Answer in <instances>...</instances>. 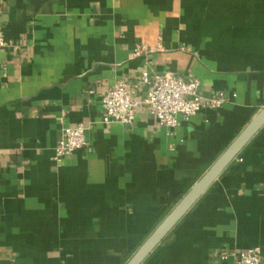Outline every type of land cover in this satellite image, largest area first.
<instances>
[{
	"label": "crops",
	"instance_id": "crops-1",
	"mask_svg": "<svg viewBox=\"0 0 264 264\" xmlns=\"http://www.w3.org/2000/svg\"><path fill=\"white\" fill-rule=\"evenodd\" d=\"M0 264H125L264 106V0H0ZM143 47L140 55H134ZM198 78L224 106L169 134L146 104L103 122L119 80ZM88 145L54 161L61 131ZM264 258V128L143 264Z\"/></svg>",
	"mask_w": 264,
	"mask_h": 264
},
{
	"label": "built area",
	"instance_id": "built-area-1",
	"mask_svg": "<svg viewBox=\"0 0 264 264\" xmlns=\"http://www.w3.org/2000/svg\"><path fill=\"white\" fill-rule=\"evenodd\" d=\"M7 46L5 34L0 28V49ZM143 51L144 48L139 47L134 55H140ZM142 82L149 86L144 100L137 99L134 96L135 89L123 80H119L113 89L107 91L102 98L104 124H134L139 108L146 104L158 125L167 128L169 134H172L181 125L179 117L190 121L202 110L208 107L218 109L230 101L224 92L205 97L198 78L184 79L171 73L144 72ZM87 145L84 124L63 128L53 159L61 163ZM232 256L236 260L235 264H264L260 248L241 249L236 253L223 252L219 255L222 260Z\"/></svg>",
	"mask_w": 264,
	"mask_h": 264
},
{
	"label": "water",
	"instance_id": "water-1",
	"mask_svg": "<svg viewBox=\"0 0 264 264\" xmlns=\"http://www.w3.org/2000/svg\"><path fill=\"white\" fill-rule=\"evenodd\" d=\"M263 128L264 106L125 264H143Z\"/></svg>",
	"mask_w": 264,
	"mask_h": 264
}]
</instances>
